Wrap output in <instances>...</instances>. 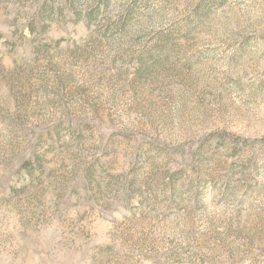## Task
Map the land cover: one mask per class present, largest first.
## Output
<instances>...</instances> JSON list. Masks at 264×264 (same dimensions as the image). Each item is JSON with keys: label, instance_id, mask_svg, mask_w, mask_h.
Listing matches in <instances>:
<instances>
[{"label": "rangeland", "instance_id": "obj_1", "mask_svg": "<svg viewBox=\"0 0 264 264\" xmlns=\"http://www.w3.org/2000/svg\"><path fill=\"white\" fill-rule=\"evenodd\" d=\"M0 264H264V0H0Z\"/></svg>", "mask_w": 264, "mask_h": 264}]
</instances>
